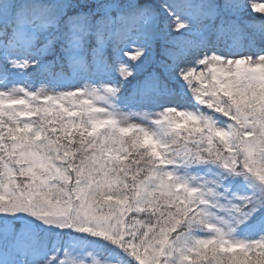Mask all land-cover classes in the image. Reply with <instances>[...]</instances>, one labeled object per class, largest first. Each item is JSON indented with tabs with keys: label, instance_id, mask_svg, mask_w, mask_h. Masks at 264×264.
I'll use <instances>...</instances> for the list:
<instances>
[{
	"label": "snow or ice",
	"instance_id": "6c2138e0",
	"mask_svg": "<svg viewBox=\"0 0 264 264\" xmlns=\"http://www.w3.org/2000/svg\"><path fill=\"white\" fill-rule=\"evenodd\" d=\"M0 264H264V0H0Z\"/></svg>",
	"mask_w": 264,
	"mask_h": 264
},
{
	"label": "rangeland",
	"instance_id": "374dc122",
	"mask_svg": "<svg viewBox=\"0 0 264 264\" xmlns=\"http://www.w3.org/2000/svg\"><path fill=\"white\" fill-rule=\"evenodd\" d=\"M257 2H259V0H257ZM254 14H257V15H259L258 13H254Z\"/></svg>",
	"mask_w": 264,
	"mask_h": 264
},
{
	"label": "trees",
	"instance_id": "16d2710c",
	"mask_svg": "<svg viewBox=\"0 0 264 264\" xmlns=\"http://www.w3.org/2000/svg\"><path fill=\"white\" fill-rule=\"evenodd\" d=\"M90 259H91V257H90Z\"/></svg>",
	"mask_w": 264,
	"mask_h": 264
}]
</instances>
